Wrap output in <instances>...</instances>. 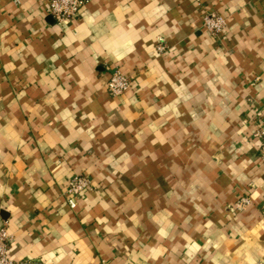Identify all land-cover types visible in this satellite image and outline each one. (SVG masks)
<instances>
[{"label":"crops","instance_id":"obj_1","mask_svg":"<svg viewBox=\"0 0 264 264\" xmlns=\"http://www.w3.org/2000/svg\"><path fill=\"white\" fill-rule=\"evenodd\" d=\"M46 6L0 0L10 256L264 264V0H92L63 24ZM209 11L226 18L219 35L203 24ZM117 68L133 83L112 95ZM77 173L93 183L71 207Z\"/></svg>","mask_w":264,"mask_h":264},{"label":"built area","instance_id":"obj_2","mask_svg":"<svg viewBox=\"0 0 264 264\" xmlns=\"http://www.w3.org/2000/svg\"><path fill=\"white\" fill-rule=\"evenodd\" d=\"M92 0H47L46 11L52 15L59 24L77 18L82 9ZM204 26L214 35L221 34L226 28V18L215 11L206 12L203 18ZM159 50L164 49L160 45ZM133 79L120 69H114L107 81V89L112 95H120L132 86ZM258 119L254 135L260 141V155L264 160V109L255 112ZM92 178L87 173H77L68 179L67 201L71 207L77 205L78 198L92 186ZM250 202L248 196L240 198L236 208H242ZM11 236L6 222L0 226V264H19L10 256Z\"/></svg>","mask_w":264,"mask_h":264}]
</instances>
